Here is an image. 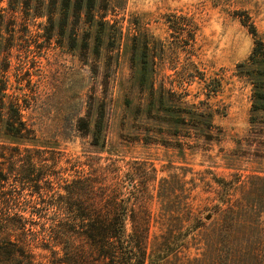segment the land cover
I'll return each mask as SVG.
<instances>
[{
  "label": "rangeland",
  "instance_id": "rangeland-1",
  "mask_svg": "<svg viewBox=\"0 0 264 264\" xmlns=\"http://www.w3.org/2000/svg\"><path fill=\"white\" fill-rule=\"evenodd\" d=\"M112 1L0 0V85L32 130L7 134L3 111L0 166L12 149L40 147L53 185L116 164L131 170L121 195L149 214L147 264H264V104L254 110L251 80L264 83L253 57L264 0ZM193 104L212 108L211 129L180 111Z\"/></svg>",
  "mask_w": 264,
  "mask_h": 264
},
{
  "label": "trees",
  "instance_id": "trees-1",
  "mask_svg": "<svg viewBox=\"0 0 264 264\" xmlns=\"http://www.w3.org/2000/svg\"><path fill=\"white\" fill-rule=\"evenodd\" d=\"M97 1L113 2L88 0L90 7ZM2 10L0 6V17ZM260 54L264 57L263 51L255 49L253 57ZM251 80L255 85L254 110H260L264 104V83L253 77ZM5 89L0 85V123L3 124L4 111L8 116L6 133L29 138L32 130L22 119V105L18 101H6ZM181 104H185L182 98ZM200 104L182 107L180 111L202 118V128L211 129L212 108ZM105 114L106 104L101 101L94 122L96 143L104 135ZM187 117L182 116L185 124ZM79 123L80 131L90 130L91 122L86 117L81 116ZM15 151L12 149L6 158L12 165L0 166V202L3 203L0 264H147L149 214L133 210L130 198L121 195L124 190L121 177L128 176L131 170L124 173L116 164H90L88 171L74 168L72 179L58 177L49 185L52 174L47 169L49 164H43L45 151L40 147ZM49 159L56 161V158ZM79 165L83 164L79 161ZM10 182L15 184V189L6 188ZM126 183L127 188L133 185L132 180ZM223 205L225 213L234 214V200L225 198ZM127 220L131 221V231L126 228ZM35 247L46 253L37 254Z\"/></svg>",
  "mask_w": 264,
  "mask_h": 264
}]
</instances>
